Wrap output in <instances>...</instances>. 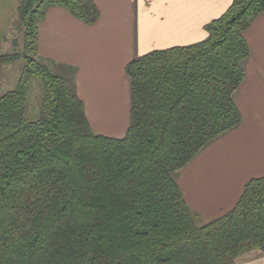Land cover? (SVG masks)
<instances>
[{
	"label": "trees",
	"instance_id": "trees-1",
	"mask_svg": "<svg viewBox=\"0 0 264 264\" xmlns=\"http://www.w3.org/2000/svg\"><path fill=\"white\" fill-rule=\"evenodd\" d=\"M65 8L93 24L92 0H17L21 52L14 89L0 96V264H237L264 253V176L234 206L201 222L176 173L241 120L235 93L249 54L245 30L264 0H232L196 43L153 50L128 62L129 125L121 138L96 133L71 75L37 54L46 10ZM12 45H16L13 38ZM37 118L27 116L34 78Z\"/></svg>",
	"mask_w": 264,
	"mask_h": 264
},
{
	"label": "crops",
	"instance_id": "crops-1",
	"mask_svg": "<svg viewBox=\"0 0 264 264\" xmlns=\"http://www.w3.org/2000/svg\"><path fill=\"white\" fill-rule=\"evenodd\" d=\"M99 17L87 24L65 8H48L37 29V54L71 75L91 128L121 138L129 125L128 62L141 54L184 46L206 37L205 24L232 0H92ZM17 0H0V53L8 48ZM249 54L236 93L240 123L207 143L176 179L201 222L230 210L245 184L264 176V13L245 30ZM237 264H264V253L245 252Z\"/></svg>",
	"mask_w": 264,
	"mask_h": 264
},
{
	"label": "rangeland",
	"instance_id": "rangeland-1",
	"mask_svg": "<svg viewBox=\"0 0 264 264\" xmlns=\"http://www.w3.org/2000/svg\"><path fill=\"white\" fill-rule=\"evenodd\" d=\"M13 38H16V45H12ZM9 48L3 52L12 54L14 52H21L23 46V38L21 33L12 28L8 34ZM24 60L18 58L13 62L5 63L0 66V96L9 90L14 89L21 71L23 69ZM53 70V69H52ZM55 71V70H53ZM60 73L59 71H56ZM42 99V83L40 78H34L30 84L29 95L27 100V116L30 120L37 118ZM98 133V132H96Z\"/></svg>",
	"mask_w": 264,
	"mask_h": 264
}]
</instances>
